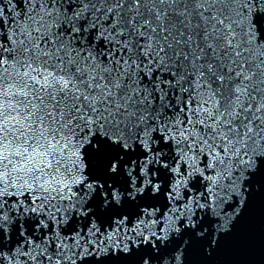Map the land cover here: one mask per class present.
Returning a JSON list of instances; mask_svg holds the SVG:
<instances>
[{"label":"snow or ice","instance_id":"snow-or-ice-1","mask_svg":"<svg viewBox=\"0 0 264 264\" xmlns=\"http://www.w3.org/2000/svg\"><path fill=\"white\" fill-rule=\"evenodd\" d=\"M0 264H264V0H0Z\"/></svg>","mask_w":264,"mask_h":264}]
</instances>
